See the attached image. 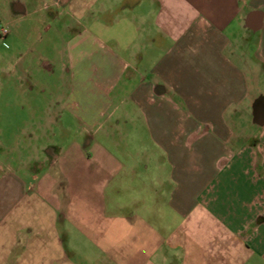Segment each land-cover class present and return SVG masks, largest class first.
Wrapping results in <instances>:
<instances>
[{
  "label": "crops",
  "instance_id": "crops-1",
  "mask_svg": "<svg viewBox=\"0 0 264 264\" xmlns=\"http://www.w3.org/2000/svg\"><path fill=\"white\" fill-rule=\"evenodd\" d=\"M32 1L68 82L0 175V264H264V0Z\"/></svg>",
  "mask_w": 264,
  "mask_h": 264
},
{
  "label": "rangeland",
  "instance_id": "rangeland-1",
  "mask_svg": "<svg viewBox=\"0 0 264 264\" xmlns=\"http://www.w3.org/2000/svg\"><path fill=\"white\" fill-rule=\"evenodd\" d=\"M19 1L0 0V175L13 158L14 167L20 171L17 164L26 159L29 135L41 133L39 124L56 113L58 96L65 92L68 82L65 49L74 31L64 14L53 16L43 11V1H26L24 13L17 8V4L22 5ZM138 10L143 17L149 15L145 4ZM86 23L81 20L85 27ZM1 29H7L8 34L1 35ZM114 32L121 34V25H115ZM141 49L149 50L145 46ZM62 123L74 135L73 121L65 115ZM46 126L52 135L49 139L52 145L68 139L52 120H47ZM31 154L29 157H40L35 161L38 167L43 158L46 162L50 160L41 147H34Z\"/></svg>",
  "mask_w": 264,
  "mask_h": 264
},
{
  "label": "built area",
  "instance_id": "built-area-1",
  "mask_svg": "<svg viewBox=\"0 0 264 264\" xmlns=\"http://www.w3.org/2000/svg\"><path fill=\"white\" fill-rule=\"evenodd\" d=\"M8 34L7 29H1V35L6 36Z\"/></svg>",
  "mask_w": 264,
  "mask_h": 264
}]
</instances>
